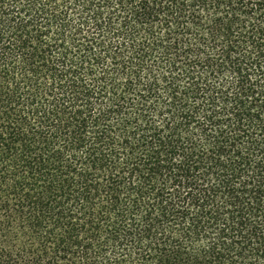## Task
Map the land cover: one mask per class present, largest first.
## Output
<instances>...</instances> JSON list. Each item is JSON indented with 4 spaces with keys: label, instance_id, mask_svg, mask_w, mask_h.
I'll use <instances>...</instances> for the list:
<instances>
[{
    "label": "trees",
    "instance_id": "16d2710c",
    "mask_svg": "<svg viewBox=\"0 0 264 264\" xmlns=\"http://www.w3.org/2000/svg\"><path fill=\"white\" fill-rule=\"evenodd\" d=\"M0 264H264V0H0Z\"/></svg>",
    "mask_w": 264,
    "mask_h": 264
}]
</instances>
